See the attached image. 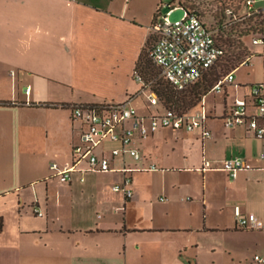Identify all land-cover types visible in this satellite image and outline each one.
<instances>
[{
    "label": "crops",
    "instance_id": "1",
    "mask_svg": "<svg viewBox=\"0 0 264 264\" xmlns=\"http://www.w3.org/2000/svg\"><path fill=\"white\" fill-rule=\"evenodd\" d=\"M162 3L0 0V264H264L255 259L264 229L241 227L234 214L239 204L264 218V139L225 123L235 99L264 81L262 45L245 41L260 59L251 51L246 73L234 70L193 108L205 107L210 136L162 127L134 137L141 162L112 157L113 169L78 170L70 181L52 167L75 159L88 128L76 105L129 102L148 127L164 112L134 74ZM238 156L245 166L231 177L223 161ZM152 163L157 169H138ZM127 177L130 197L112 188Z\"/></svg>",
    "mask_w": 264,
    "mask_h": 264
},
{
    "label": "built area",
    "instance_id": "2",
    "mask_svg": "<svg viewBox=\"0 0 264 264\" xmlns=\"http://www.w3.org/2000/svg\"><path fill=\"white\" fill-rule=\"evenodd\" d=\"M255 1L246 0L250 10H257L254 8ZM175 8H170L166 15L160 14L155 21L153 30L156 37L148 53L152 61L159 66L163 77L178 89H185L188 85L197 82L216 63L221 49L198 15L184 12L182 18L171 20L170 14ZM257 11L264 14V6ZM253 43L263 46L261 54L264 55V34L254 35ZM250 61L251 57H248L243 65H249ZM134 74L136 79L143 83V88L148 91L149 101L156 106L160 104L157 94L149 89L150 84L145 83L136 70ZM234 78V70H232L216 81L212 90L222 91ZM30 90L28 87L26 92L30 93ZM250 107H254L257 112L249 113ZM73 116L82 120L88 128L82 131L79 141L74 144L75 159L72 162H66L61 168L57 162L52 163V167L58 169L57 175L61 181H70L73 173L78 170H111L112 157L131 156L137 162H141L142 154L133 146L134 137L145 136L149 130L185 127L189 131L200 129L204 136L211 135L210 130L205 126L208 114L204 106L200 111L193 112L192 109L186 113H179L172 108L164 109V112L152 116L149 127L144 125V116L139 113L138 107L129 102L80 104L73 107ZM225 123L228 126L247 124L255 131L256 137L264 139V81L252 84L247 97L235 99ZM105 141L115 142L116 146L109 149L108 153L107 149L103 153L97 152L96 148ZM261 156L264 158V151ZM82 163L86 165L82 166ZM208 164V160L205 159L202 168H208ZM244 166L245 159L239 156L226 158L223 161V168L231 177H236ZM123 169L128 171L136 168L124 166ZM138 169H157V166L152 163ZM130 181L131 179L127 177L124 183H116L112 188L130 197L132 195ZM37 212L42 214L39 210ZM234 214L239 226L264 229V218H260L254 212H244L241 205L234 206ZM255 259L264 263V255H255Z\"/></svg>",
    "mask_w": 264,
    "mask_h": 264
},
{
    "label": "trees",
    "instance_id": "3",
    "mask_svg": "<svg viewBox=\"0 0 264 264\" xmlns=\"http://www.w3.org/2000/svg\"><path fill=\"white\" fill-rule=\"evenodd\" d=\"M190 2V1H189ZM183 2L182 0H172L173 7H183L187 14H196L198 15L205 23L207 28L211 31L214 36L216 45L221 49V54L219 55L216 63L210 67L202 77L195 83L188 85L185 89H178L175 85L169 82L165 77H163L166 82L159 83L158 86L154 87L152 81H147L144 75V68L140 66V63L143 59V54L148 44L153 43L156 33L153 31L150 37L148 38L145 47L139 57L136 71L141 75L142 80L145 83H149V89L155 92L158 96L159 103L163 109H174L179 113H186L195 108V105H198L204 98V96L212 90V86L216 81H218L225 74L229 73L232 70L237 69L240 65L243 64L245 59L251 56L250 49L245 42V38L248 35H256L257 33L264 34V14L257 10H250L247 6L246 0L243 4L246 6L247 10L243 15L244 18H249L246 22L247 25L238 29L237 35H235L234 30L236 26L239 25L236 21H227L225 23L221 22V26L216 28L212 24H209L202 16V13L199 9L195 7V3ZM228 5L222 7L221 19L225 18L226 9ZM160 14V13H159ZM160 15L156 14L154 23ZM254 21L253 18H256ZM151 46V45H150ZM149 56V53H148ZM149 59L155 65L160 73L161 70L158 65H156L149 56ZM162 75V74H161ZM163 76V75H162ZM203 81L200 85V88H193L188 95H182V93L191 85L198 84ZM202 87V88H201ZM203 103V101L201 102ZM4 104H13L11 101H4ZM56 105V104H52ZM186 105L188 109H183L180 106ZM190 108V109H189ZM3 227V221L0 217V230Z\"/></svg>",
    "mask_w": 264,
    "mask_h": 264
},
{
    "label": "rangeland",
    "instance_id": "4",
    "mask_svg": "<svg viewBox=\"0 0 264 264\" xmlns=\"http://www.w3.org/2000/svg\"><path fill=\"white\" fill-rule=\"evenodd\" d=\"M183 2H189V3H195V7L200 10L202 13L203 18L209 23L212 24L214 27L218 28L221 26V22L225 23L227 21H236L239 23V25L236 26V29L234 30L235 35H237L238 29L245 27L247 25V21L249 18H244L245 11L247 10L246 6L243 4L244 0H182ZM161 5V12L162 15H166L170 8L173 7L172 0H162ZM257 4H260V0ZM228 5V8L226 9V15L225 18L221 19V10L223 6ZM184 8L177 6L173 12L170 14V19L175 21L177 19L182 18L184 15ZM256 18H253L252 21H254ZM246 42H249L250 48L254 47L253 43V35H248L245 38ZM151 45V42L148 44L147 48L144 51L142 62L140 63V66L144 68V75L147 81H152L154 84V87L158 86L159 83L166 82V80L161 75L159 69L153 65L151 60L148 56V50ZM254 55L252 56V62L255 63L260 58L256 56L258 54L257 51H254V49L251 50ZM250 51V52H251ZM251 66L250 65H240L237 69H235V72L244 74L247 70H249ZM203 81H201L198 84H194L189 86L182 95H188L190 91H192L193 88H200V85ZM202 88V87H201ZM215 93H209L208 94V102L212 105V101L215 99ZM221 95V94H218ZM204 100V98H203ZM202 100V101H203ZM221 96L218 97V101L220 102ZM201 101V102H202ZM199 102L198 105L202 104ZM137 105V103H136ZM195 105V106H198ZM183 109H188V106L181 105L180 106ZM190 109V108H189Z\"/></svg>",
    "mask_w": 264,
    "mask_h": 264
}]
</instances>
